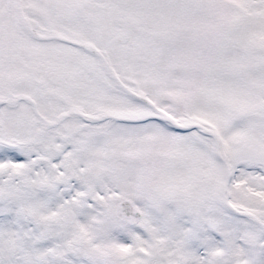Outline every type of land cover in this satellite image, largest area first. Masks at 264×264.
I'll return each instance as SVG.
<instances>
[{"label": "snow or ice", "instance_id": "1", "mask_svg": "<svg viewBox=\"0 0 264 264\" xmlns=\"http://www.w3.org/2000/svg\"><path fill=\"white\" fill-rule=\"evenodd\" d=\"M0 264H264V0H0Z\"/></svg>", "mask_w": 264, "mask_h": 264}]
</instances>
